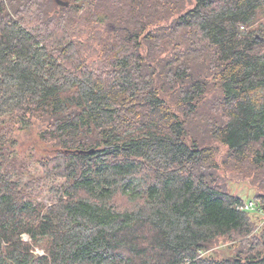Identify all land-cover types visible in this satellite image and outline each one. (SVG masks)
<instances>
[{
  "label": "trees",
  "instance_id": "obj_1",
  "mask_svg": "<svg viewBox=\"0 0 264 264\" xmlns=\"http://www.w3.org/2000/svg\"><path fill=\"white\" fill-rule=\"evenodd\" d=\"M64 1L0 0V264H264L210 143L264 169V0Z\"/></svg>",
  "mask_w": 264,
  "mask_h": 264
},
{
  "label": "rangeland",
  "instance_id": "obj_2",
  "mask_svg": "<svg viewBox=\"0 0 264 264\" xmlns=\"http://www.w3.org/2000/svg\"><path fill=\"white\" fill-rule=\"evenodd\" d=\"M83 2V0H79L76 3L79 5ZM7 126V120L5 118L0 119V127ZM38 129V126L34 124L26 129L15 131L16 141L14 146L11 147L12 150H15L18 159L27 165V169L32 175L39 173L37 160L44 155L51 154L54 150L51 142L39 139ZM210 143H213V146L217 148L216 160L219 168L216 173L218 181L225 186L227 191L241 197L244 201L251 200L258 195H264V169L255 170L250 166L238 164L232 160L225 163L223 161L226 159L227 148L215 141L210 140ZM259 201L262 202V200ZM254 203L259 204L256 201ZM258 207L257 205L250 210L254 222L253 235H259L264 227V210H258ZM24 238L27 237L24 236ZM245 244L242 238L236 236H220L208 246L203 255H211L214 258L233 257L246 248ZM41 251V249H38V252Z\"/></svg>",
  "mask_w": 264,
  "mask_h": 264
},
{
  "label": "built area",
  "instance_id": "obj_3",
  "mask_svg": "<svg viewBox=\"0 0 264 264\" xmlns=\"http://www.w3.org/2000/svg\"><path fill=\"white\" fill-rule=\"evenodd\" d=\"M257 206L253 200H248V201H244L242 204H241V209H245V210H252L254 209V207ZM256 210V208H255Z\"/></svg>",
  "mask_w": 264,
  "mask_h": 264
},
{
  "label": "water",
  "instance_id": "obj_4",
  "mask_svg": "<svg viewBox=\"0 0 264 264\" xmlns=\"http://www.w3.org/2000/svg\"><path fill=\"white\" fill-rule=\"evenodd\" d=\"M55 1L60 6H69L70 5L69 1H63V0H55ZM82 152L90 153V152H94V150L93 149H90V150L82 151Z\"/></svg>",
  "mask_w": 264,
  "mask_h": 264
}]
</instances>
